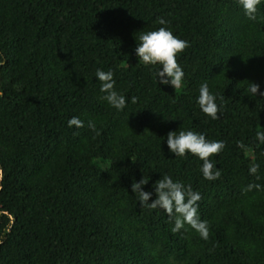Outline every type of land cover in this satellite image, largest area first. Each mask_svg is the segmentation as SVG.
Returning <instances> with one entry per match:
<instances>
[{"label": "trees", "instance_id": "1", "mask_svg": "<svg viewBox=\"0 0 264 264\" xmlns=\"http://www.w3.org/2000/svg\"><path fill=\"white\" fill-rule=\"evenodd\" d=\"M160 27L190 45L178 89L135 52ZM0 59V264H264V96L247 82L264 93V0L255 20L238 0H0ZM97 70L124 109L101 98ZM204 82L218 119L197 103ZM180 130L224 142L219 179L169 150ZM164 175L200 193L207 240L140 206L132 183L149 178L151 203Z\"/></svg>", "mask_w": 264, "mask_h": 264}, {"label": "clouds", "instance_id": "2", "mask_svg": "<svg viewBox=\"0 0 264 264\" xmlns=\"http://www.w3.org/2000/svg\"><path fill=\"white\" fill-rule=\"evenodd\" d=\"M238 2L247 18L255 20L257 6L261 3V0H238ZM157 22L160 25L168 23L163 17H158ZM139 41L140 43L135 48L138 59L144 65L161 66L155 72L157 82L163 85H171L174 89L182 87L185 74L177 62V56L190 46L189 42L175 36L167 27H160L158 30L141 33ZM4 63L6 61L0 59V67H3ZM95 75L101 82L100 91L105 93L101 98L117 110L124 109L126 107V98L115 90L113 72L97 70ZM247 82L248 91L253 96L258 94L264 96V93L260 92L259 84ZM131 101L136 103L137 98L132 97ZM197 103L204 114L212 119L219 118L220 109L216 103V97L210 93L207 82L200 85ZM68 126L82 128L84 127V122L78 117H73L68 121ZM88 127L97 135L100 134L96 130L94 122L89 121ZM166 139L169 150L175 156L184 157L187 153H191L203 161L201 171L205 180L214 181L220 178L222 173L213 164L210 157L219 154L224 149L225 144L223 141H209L203 134L191 130L169 132ZM257 139L264 142V132H258ZM238 147L244 148L243 143L238 142ZM258 168L259 165H252L250 173L256 174ZM148 182L149 178L144 176L139 182L134 181L131 185V190L137 196L141 207L147 206L150 209L163 210L174 223V227L171 229L173 233L179 232L187 224L198 232L201 238L205 240L209 238L208 222L206 220L202 221L198 215V201L201 200L199 192L193 191L191 185L186 186L181 182L173 181L170 176L164 175L153 185L156 199L149 203L153 194L142 190ZM259 187V185L250 184L245 191H251L253 188L259 189Z\"/></svg>", "mask_w": 264, "mask_h": 264}]
</instances>
